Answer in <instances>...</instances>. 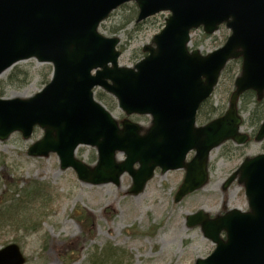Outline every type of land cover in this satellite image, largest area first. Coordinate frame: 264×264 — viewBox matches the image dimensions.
<instances>
[{
  "label": "water",
  "instance_id": "water-1",
  "mask_svg": "<svg viewBox=\"0 0 264 264\" xmlns=\"http://www.w3.org/2000/svg\"><path fill=\"white\" fill-rule=\"evenodd\" d=\"M128 1L138 8L136 22L169 12L163 28L143 46L146 54L131 67L118 64V37L97 30ZM221 24L230 33L220 47L206 54L188 49L190 30L201 27L210 34ZM239 57L227 109L197 125L199 105L226 63ZM28 58L51 63V78L31 96L0 97V141L14 132L28 139L37 125L43 135L30 144L29 156L55 153L61 170L72 168L88 184L118 185L127 173L131 195L143 191L156 168L162 173L182 168L177 202L207 183L212 149L227 140L242 144L249 139L240 131L237 101L249 89L258 99L263 96L264 0H0V74ZM96 86L111 94L126 116L149 115V126L127 118L119 126L94 99ZM263 138L264 119L254 140ZM78 145L96 149L94 165L75 156ZM116 153L124 159L116 161ZM235 179L243 185L248 210L232 208L212 217L198 210L186 216L185 225H199L215 245L194 264H264V153L244 157L222 189ZM25 260L16 243L0 248V264Z\"/></svg>",
  "mask_w": 264,
  "mask_h": 264
},
{
  "label": "rangeland",
  "instance_id": "rangeland-1",
  "mask_svg": "<svg viewBox=\"0 0 264 264\" xmlns=\"http://www.w3.org/2000/svg\"><path fill=\"white\" fill-rule=\"evenodd\" d=\"M136 15L137 7L130 1L114 9L98 27L103 35L119 38L118 62L122 66H132L143 57L142 47L162 29L168 12L139 23L135 22ZM228 34L224 25L212 34L203 33L199 27L191 31L189 48L210 52L219 47ZM14 67L27 70V79L23 82L20 78L19 82L4 85ZM51 69L50 64L35 59L17 62L0 74V85L4 87L2 96L34 94L48 82ZM239 70L240 61H230L226 65L208 100L216 111L210 113L209 104L201 109L202 113L208 111L206 118H214L225 111ZM94 96L115 119L120 121L125 117L109 94L95 88ZM238 111L242 116L240 130L250 135V141L241 145L227 141L213 149L206 185L177 202L174 194L184 174L182 169L164 173L156 169L143 191L130 195L126 191L131 179L126 173L121 175L118 185L111 182L87 184L79 181L72 169L61 170L55 153L47 157L27 155L28 146L42 136L38 126L33 128L28 139L18 132L12 133L8 139L0 141V209L12 206L8 202L12 195L17 197L12 193L14 187L8 189L7 185H13L16 179L20 190L29 181L43 183L47 186V194L20 209L17 216L22 221L15 224L6 221L0 226V248L16 243L26 257L24 264H193L195 259L205 258L214 244L202 235L198 226L185 225L186 215L198 210L210 216L232 208L246 210L243 186L233 181L223 190L222 183L244 157L264 153V140L252 139L258 119L264 115V99L257 103L253 94H244L238 101ZM128 118L144 128L149 125L148 115L133 114ZM206 120L197 119V122ZM76 156L94 164L96 151L91 146L80 145ZM116 158L121 160L123 155L117 154ZM79 210H85L94 218L92 238L82 237V228L74 218ZM68 241L74 242L68 244ZM107 244L116 249L106 258L100 252Z\"/></svg>",
  "mask_w": 264,
  "mask_h": 264
},
{
  "label": "trees",
  "instance_id": "trees-1",
  "mask_svg": "<svg viewBox=\"0 0 264 264\" xmlns=\"http://www.w3.org/2000/svg\"><path fill=\"white\" fill-rule=\"evenodd\" d=\"M238 62V60H236ZM28 77V71L19 68V67H14L12 71L8 74L4 85L7 84H13L14 82H19L20 78H22L23 82L27 79ZM3 85H0V96L4 94L3 90ZM245 94H251V92H247ZM209 100V99H208ZM208 100L204 101L202 105L199 107L198 112H197V119H210L206 118L207 117V112L205 111L204 113L201 112V109L203 106L209 104V112L214 113L216 111V108L210 105L208 103ZM219 115V114H218ZM259 120V119H258ZM8 189L9 187H14L12 193L16 195L17 197H14L12 195V198L8 201L10 202L9 204L12 206H3L2 209H0V226L4 225V222L8 221L11 222V224H15L17 221H22V218H18L17 213H19L20 209H24L26 204H29L36 199L45 196L47 194V186H45L43 183L37 182V181H29L26 183L25 187L23 189H18L19 181L16 179V182L13 185L8 184ZM5 205V203H4ZM75 220L80 224L82 228V237L84 239L86 238H92L93 237V225H94V218L93 216L86 212L85 210H79L76 211L74 215ZM18 223V222H17ZM34 224V223H33ZM32 226V225H30ZM34 226V225H33ZM74 241H68V244L73 243ZM116 248H112L111 245L107 244L104 249L101 250L100 255L107 257H111ZM96 252V251H95Z\"/></svg>",
  "mask_w": 264,
  "mask_h": 264
}]
</instances>
